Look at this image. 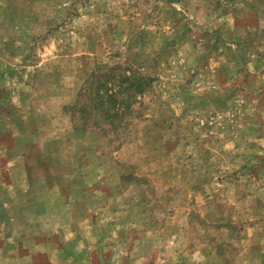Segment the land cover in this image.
<instances>
[{
  "label": "rangeland",
  "instance_id": "374dc122",
  "mask_svg": "<svg viewBox=\"0 0 264 264\" xmlns=\"http://www.w3.org/2000/svg\"><path fill=\"white\" fill-rule=\"evenodd\" d=\"M0 264H264V0H0Z\"/></svg>",
  "mask_w": 264,
  "mask_h": 264
},
{
  "label": "crops",
  "instance_id": "0c3cea01",
  "mask_svg": "<svg viewBox=\"0 0 264 264\" xmlns=\"http://www.w3.org/2000/svg\"><path fill=\"white\" fill-rule=\"evenodd\" d=\"M129 233H127V232L126 233H122L120 236H127V234L129 235ZM139 239H142V238H137L138 242H140ZM134 250H135V248L134 249L129 248L127 250L126 249H124V250L123 249L122 250L119 249L117 252H118V254H120V256H119L120 259L125 261V258H128V254L132 253V251L134 252ZM211 259H214L215 260L214 257L213 258L211 257Z\"/></svg>",
  "mask_w": 264,
  "mask_h": 264
},
{
  "label": "trees",
  "instance_id": "16d2710c",
  "mask_svg": "<svg viewBox=\"0 0 264 264\" xmlns=\"http://www.w3.org/2000/svg\"><path fill=\"white\" fill-rule=\"evenodd\" d=\"M105 112V111H104ZM105 114H107V115H104L105 117H108L110 120H113V118L115 117V113H114V115H113V118L112 117H110V115H109V113H106L105 112ZM111 123H112V121H110Z\"/></svg>",
  "mask_w": 264,
  "mask_h": 264
}]
</instances>
